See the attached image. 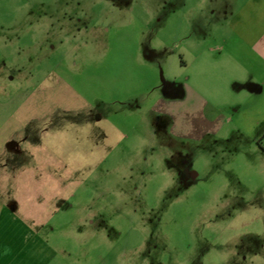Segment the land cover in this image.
I'll return each mask as SVG.
<instances>
[{
  "label": "rangeland",
  "instance_id": "obj_1",
  "mask_svg": "<svg viewBox=\"0 0 264 264\" xmlns=\"http://www.w3.org/2000/svg\"><path fill=\"white\" fill-rule=\"evenodd\" d=\"M218 5L0 0V100L30 88L58 109L21 157L62 162L23 169L60 179V202L0 205V264H264V116L178 62L224 54L193 19Z\"/></svg>",
  "mask_w": 264,
  "mask_h": 264
},
{
  "label": "crops",
  "instance_id": "obj_2",
  "mask_svg": "<svg viewBox=\"0 0 264 264\" xmlns=\"http://www.w3.org/2000/svg\"><path fill=\"white\" fill-rule=\"evenodd\" d=\"M160 8L162 10L163 6ZM193 19L203 20L202 23H196L202 32L198 39L200 43L208 39L215 40L218 36V40H222L218 49L224 54L220 53L218 57L211 55L210 58L209 55L214 50L210 46L188 63L180 54L179 65L185 67L192 62L201 64L204 68L202 76L214 86V89L210 90L211 93L222 92L228 98L241 100L234 110L242 117L264 116V0H219L215 10L195 15ZM196 30L194 27L189 35L192 36ZM193 42L192 48L195 47ZM58 87L61 88V85ZM186 91L191 99L209 96L201 92L200 87H188ZM46 94V91L43 93L30 88L17 89L9 93L5 100H0V180L6 181L3 186L5 190L0 189L1 206L5 203L11 204L13 209L20 206L24 207L23 211H40L46 210L50 203L60 202L61 192L56 190L57 184L61 183L55 180H61L44 176L49 175L50 165L62 162L52 157H21L24 145L33 146V143H36L33 142L35 140L30 128L31 122L58 110L54 108V104V107L51 105V99H48L49 104L44 100L46 105H40L39 102L45 99ZM79 100L83 99L79 97ZM61 101V92H56L54 103L57 102L58 108L63 105ZM26 164L29 165L27 169H32L36 164L46 165L48 169L45 173L23 171ZM4 191L11 197L4 199ZM30 206L34 208L30 209Z\"/></svg>",
  "mask_w": 264,
  "mask_h": 264
},
{
  "label": "trees",
  "instance_id": "obj_3",
  "mask_svg": "<svg viewBox=\"0 0 264 264\" xmlns=\"http://www.w3.org/2000/svg\"><path fill=\"white\" fill-rule=\"evenodd\" d=\"M260 140H263V141H264V132H263V134L261 135Z\"/></svg>",
  "mask_w": 264,
  "mask_h": 264
}]
</instances>
